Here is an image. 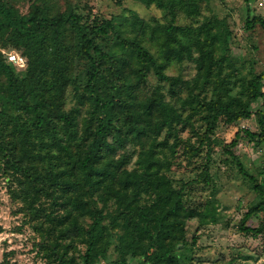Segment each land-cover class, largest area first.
<instances>
[{"label": "trees", "instance_id": "trees-1", "mask_svg": "<svg viewBox=\"0 0 264 264\" xmlns=\"http://www.w3.org/2000/svg\"><path fill=\"white\" fill-rule=\"evenodd\" d=\"M138 1L164 21L88 20L72 0H34L22 14L18 0H0V180L41 264H193L181 257L197 247L189 221L217 219L209 202L187 204L184 187L210 183L218 124L252 116L257 130H238L222 151L256 194L238 230L264 245V216L247 224L264 214V181L236 153L242 137L264 143V69L232 55L233 30L203 13L211 0ZM181 15L202 21L181 26ZM256 25L264 32V18L247 14L244 30ZM184 61L192 76L167 74ZM182 159L196 178L177 187L170 173ZM14 255L0 264H19Z\"/></svg>", "mask_w": 264, "mask_h": 264}, {"label": "rangeland", "instance_id": "rangeland-1", "mask_svg": "<svg viewBox=\"0 0 264 264\" xmlns=\"http://www.w3.org/2000/svg\"><path fill=\"white\" fill-rule=\"evenodd\" d=\"M34 0H18L17 8L22 14L27 13ZM72 0L79 6V12L89 18L99 15L108 19L113 16L124 15L139 17L145 20L157 18L164 21L163 13L153 6L146 7L138 0ZM63 5V0H59ZM205 16H215L223 19L234 32L232 55L240 62L247 60L248 56L255 60V69H264V32L256 25L251 30H244V21L249 16L264 18V0H211L210 11L203 10ZM202 18H188L178 16V25H195ZM153 51V49H151ZM248 69V68H247ZM246 69V71H247ZM169 75H180L188 78L193 74V65L187 61L182 64L172 63L167 70ZM151 81L155 77L151 75ZM264 90V89H263ZM262 100H256L251 105L254 112L263 108ZM244 126V127H243ZM238 130H257L255 117L240 120L234 124L220 122L212 137L214 152L210 166V183H191L184 187V199L187 204L202 206L209 202L215 208V223L198 227L196 220L189 221L187 225L189 236L197 232L198 240L195 249L185 248L181 257L193 264H264V245L262 237L245 234L238 230L242 216L255 203L256 194L252 186L241 175L236 165L223 154L222 145L231 141ZM181 136L184 140L191 139V132L185 128ZM236 153L245 170L255 176L259 182L264 181V143H256L242 137L236 147ZM183 164L175 166L170 173L177 187L184 186L186 182L196 178L193 166ZM16 205L12 204L6 191V186L0 180V261L4 252L14 251V259L19 264H41L32 251L33 234L27 225H21V216L16 214ZM253 216L247 224L257 227L263 220ZM100 264H105L104 261ZM126 264H138L136 260L129 259Z\"/></svg>", "mask_w": 264, "mask_h": 264}, {"label": "built area", "instance_id": "built-area-1", "mask_svg": "<svg viewBox=\"0 0 264 264\" xmlns=\"http://www.w3.org/2000/svg\"><path fill=\"white\" fill-rule=\"evenodd\" d=\"M2 52L5 54V56L9 62H12L13 64H15L18 67H24L25 66V63H26L25 58L22 57L21 55H19L18 53L14 52V51H8V52L2 51Z\"/></svg>", "mask_w": 264, "mask_h": 264}]
</instances>
